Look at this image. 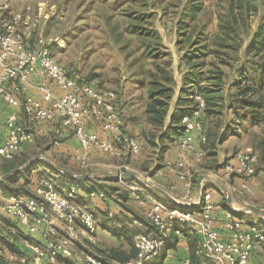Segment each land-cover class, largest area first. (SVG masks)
Listing matches in <instances>:
<instances>
[{"label":"built area","instance_id":"1","mask_svg":"<svg viewBox=\"0 0 264 264\" xmlns=\"http://www.w3.org/2000/svg\"><path fill=\"white\" fill-rule=\"evenodd\" d=\"M8 7V1L0 2V98L12 110L5 120L7 135L2 139L0 134V158L13 159L23 144L34 141L33 132L19 119L20 109L31 123L59 119L64 126L73 129L78 140L74 160L79 168L89 169L94 164V151L121 159L115 165L116 172H119L116 176L118 181L140 206L147 205L145 216L153 232L137 233L134 240L137 255L127 261L113 260L112 264H157L155 261L159 259L164 245L169 243V237L173 234L182 236L185 230L198 236L200 243L196 255L206 264H248L255 249L264 245V227L259 223H245L235 211L226 209L222 218L226 230L223 236L215 227L213 217L216 188L206 183L200 200L196 198L197 165L206 154L200 145L207 139L201 120L206 106L203 96L195 94L197 106L184 113L181 119L184 134L178 144L184 156L178 160H165L156 171L157 175L176 171L178 181L186 190L184 200H176L178 204L169 205L157 199L145 184L124 176L125 172H131L129 162L141 153L143 145L139 138L125 132L116 105V92L97 90L72 76L52 57V41L39 37L33 45L28 44L19 29L23 15L14 13L9 20L3 19ZM26 8L31 9V5ZM35 77H40V80L35 81ZM29 89L38 91L39 96L29 93ZM90 124L97 125L99 133L92 131ZM187 154H191L193 159L186 158ZM258 165V153L252 146H245L235 152L233 163L226 165L221 179L230 181L234 176L256 175ZM178 186L172 183L169 189L175 190ZM242 186L248 188L246 182ZM79 191L77 185L66 192L59 191L57 181L49 175L39 178L35 195H20L0 188V230L6 215L16 218L31 233L43 226L46 244L27 241L32 264L54 262L59 257L104 264L100 253L76 251L72 239L60 235L49 218V211H52L63 223L71 226L80 224L87 241L95 244L98 223L94 212L76 200ZM97 194L103 198L107 196L105 192L91 191L92 196ZM190 204H197L198 207L190 208ZM109 216L115 225V212L110 211ZM134 222L142 224L137 218ZM9 257L14 261L18 259L13 254ZM180 264H192V259L187 257Z\"/></svg>","mask_w":264,"mask_h":264},{"label":"rangeland","instance_id":"2","mask_svg":"<svg viewBox=\"0 0 264 264\" xmlns=\"http://www.w3.org/2000/svg\"><path fill=\"white\" fill-rule=\"evenodd\" d=\"M6 1H8L9 7L7 13L3 14V19L9 20L14 13H21L23 15V21L19 24V29L24 33L28 44L33 45L39 37H44L47 41H52L50 44L52 57L55 61L68 68L75 78L90 83L103 91L113 90L118 93V104L125 129L130 135L138 137L143 147H145V153L139 160H133L132 163L129 162L130 171L139 175L141 179L152 183H154V176H156V172H152L153 169L162 166L166 157L171 158L172 151L174 154L177 146L179 148V141L177 139L170 142L169 140L165 141L168 145L165 149L167 153L165 157V152L160 151V145H163V143L157 138L154 142L148 140L151 126L147 122L145 113L147 89L142 87L141 77L142 72H148L150 69L156 70V68L151 65L150 61L152 60L145 55L147 48H152V50H156L159 54L167 55L165 58H161V61H167L173 75L174 93L169 111L173 109V105L175 104L174 98L177 94L178 85L184 87V89H181V93L183 92L182 95L180 94L181 97L185 94L186 89L194 85V80L197 79V75L195 74L196 68H199V71H202L206 76L210 75L213 69L220 68L224 70L226 72L224 81L228 85L231 81L235 80L239 67H247L249 71L250 67L255 65V62H258V70H260L264 64V59L261 60L257 56L249 58L252 61L247 59L248 57L245 54L251 38L249 35L242 34L240 40L234 42L236 45L241 43L235 51L215 45V35L219 22H221L222 17L227 12V0H200L202 1L203 8L197 16V19L195 21L187 20L196 26L207 25V30L210 31L209 41L203 40V45H205L203 51L206 54H201V58L194 59L191 64L185 62L184 57L185 55H190L188 53H191L190 50L193 44L189 42L182 43L180 40L182 36L178 33L180 29L178 28L179 25L185 24L186 16L184 11L186 6L188 7L190 0ZM143 1H147L148 3L147 9L145 10L143 8L146 12L141 10L144 4ZM130 4L139 7V16H147L145 22L148 27L157 31L158 38H140L126 30L130 19L125 15V9ZM27 5H31V9H27ZM263 20L264 8L259 6V12L249 16L248 23H245V25H249V27L255 29ZM217 48L222 51H229V54L221 52L220 58L219 55L213 53L215 52L214 49ZM224 61H227V63ZM192 64H196V66L194 67ZM189 73L194 75L189 76ZM253 77L251 75L250 79H253ZM210 81L214 80L206 79L203 84L208 85ZM218 95L214 97L216 100L213 99V102L217 103L218 106H215L211 111L218 110L219 112L211 117H207L206 124H203L207 139L206 142H202L200 145L206 154L202 162L197 165V169L199 175L208 174L214 180L225 183L231 182L235 177H232L230 181H223L221 179L226 165L233 163L235 152L245 146L256 148L259 139L264 137V108L259 109L258 119L261 120H258L256 124H252L248 116L241 119L240 116H237L226 108L229 99L225 97L223 91ZM194 96V94L193 96L190 95L193 98ZM179 97L175 105H178ZM175 110L181 109L175 108ZM239 112L242 114L245 111L239 109ZM61 143L62 141L59 140L54 142V139L48 140L42 136H35V141L30 143L26 148V155L22 154L19 160L23 158H29L30 160L37 155H42L44 157L43 159L36 160L40 163V171H42V174L53 177L58 182L65 174L59 173L58 171V173H55L52 170L53 167L45 159H49L59 165L64 163L66 167H73L67 160L61 159V157L56 158V152L53 150L50 151ZM192 157L191 154L186 155L188 159H193ZM175 158V155H173V159ZM98 159L100 161L95 160L92 155L94 164L89 169L82 170L78 168L79 171L77 169L74 172L80 174L116 171L115 166H110L109 164L117 165L120 163V161L104 154H99ZM2 163L0 161V164ZM23 181L24 179L21 178L14 185L17 186L16 192L18 190L21 195L26 194V191L21 185ZM76 183L72 186L78 185ZM105 185H109L105 194L113 202L114 200L110 198L113 194L112 192L119 190L123 194L127 193L124 185L116 179H111ZM100 187L99 184L96 185V189ZM102 188L105 189L106 187L102 186ZM125 204L130 207L133 215L137 213L141 214L139 210H136V204L134 205L132 201H125ZM110 208L112 210H107L106 212V217L109 219V212L118 210L117 207L112 208L111 205ZM256 219H259L257 223L264 227V218L259 216ZM117 226V222L116 225H112L111 223V227L115 230ZM81 240V242H76L73 245L76 251H88L97 254L100 253L101 249H107L112 247L111 245H118L120 243L119 238L114 236L113 232L109 229H106L105 232H97L95 244H91L87 239ZM168 246V243L164 245L159 257L160 260ZM46 264L91 263L86 260L77 262L61 259L59 262L57 260L54 262L46 261Z\"/></svg>","mask_w":264,"mask_h":264},{"label":"trees","instance_id":"3","mask_svg":"<svg viewBox=\"0 0 264 264\" xmlns=\"http://www.w3.org/2000/svg\"><path fill=\"white\" fill-rule=\"evenodd\" d=\"M259 6H261V8L262 7L264 8V0H227V12L226 15L222 17L221 22H219L217 33L215 35V42H216L215 45L235 51L239 48L241 43L236 45L234 44V42L239 41L242 34L249 35L251 38L247 45L246 54H245L248 57L247 59L252 61V59L249 58L253 56L255 57L257 56L261 58V60L264 59V20L260 22L255 29H252V27H249V25L248 26L245 25V23H248L249 16L259 12ZM147 7H148V3L147 1H145L143 6L141 7V10L143 12H146L143 10V8H145L146 10ZM202 8H203L202 1L190 0L188 7L186 6L184 11L185 12L184 14L186 16L185 24L184 23L180 24L178 27L180 28L178 33L182 36V38H180L181 42L182 43L189 42L193 44L192 49L190 50L191 53L190 52L188 53L190 55H185L184 57L185 62L189 64H191V62H193L194 59L201 58V54L202 55L206 54L203 51L205 48V45H203V40L209 41L210 39V31L207 30V25L196 26L193 23L192 24L190 23V21H195L197 19V16L202 11ZM139 10H140L139 7H137L134 4H130L129 6L126 7L125 15L130 19L129 25L126 27V30L129 33L135 34L140 38H146V39L149 37L158 38L157 31L148 27L147 23L145 22L147 20V16L138 15ZM5 13H7V11ZM229 41H231V43H229ZM214 50L215 52L213 53L219 55L220 58H221L220 55L221 52H226L224 54H229L228 53L229 51H222L218 48ZM145 55H147L148 58L152 60L150 61L151 65L155 66L156 68V70L150 69L148 72H142V77H141L142 87H145L147 89V105H146L145 113L147 117V122L151 126L150 136H148V140L154 142V140L157 138L161 143H163V145H160V149H161L160 151L165 152L166 146H168L165 143V141L169 140L170 142V141H174L175 139L179 141V139L184 134V126L180 123L184 113L179 114L178 112H174L172 114V122L167 124L166 120L169 115L170 103L174 93L173 75L169 67V64L167 63V61L165 62L161 61V58H165L167 55L159 54V52H157L156 50H152V48H147V50L145 51ZM224 62L227 63V61ZM255 63H256L255 65L250 67L249 71L247 70V67H239L238 72L236 73L235 76V80L231 81L228 85L224 81V78L226 76L225 74L226 72H224V70L220 68L213 69L211 71V74L206 76L202 73V71H199L200 70L199 68H196L195 74L197 75L196 77L197 79L194 80V85L186 89L185 94L180 98L178 103L179 109L188 112L191 111L197 106V102L194 100L193 97H190V95L191 96H193V94L202 95L205 101L207 102V105L202 110L201 120L203 124H206L207 117H211L219 112L218 110L211 111L215 106H218L217 103L213 102V99L216 100V98L214 97L219 96L218 94L223 91L225 93V97L229 99V102L226 106L228 110L232 111L237 116H240L241 119L248 116L252 124L258 123L257 121L261 120L258 119L259 109L264 108V64L262 65L261 69L258 70L259 68L258 62ZM192 65L194 67L196 66V64H192ZM66 69L73 76L72 72L68 68ZM190 74L191 73H189L188 75L189 76L194 75V74L191 75ZM251 75L254 76L253 79H250ZM206 79H213L214 81H210V84L204 85L203 82ZM93 87L97 90L103 91L102 89H99L95 86ZM116 94H117L116 105L121 115V111L118 104L119 96L117 92ZM235 108L236 110H234ZM239 109L245 112L240 114ZM247 113L249 114L245 115ZM121 118H123L122 115ZM43 122L50 123L53 127L52 134H50L49 137H44L45 139L48 140L54 139V142H56L58 140L60 141V139L62 138V136H64V134L72 133L74 135L73 129L68 126H64L61 120L59 119L52 121H41L37 123H31L27 121L24 124L25 126L29 127L30 130L33 132L34 141L37 132L36 131L37 125ZM123 126H124V122H123ZM124 130L126 133H128L127 130L125 129V126H124ZM128 134L130 135V133ZM29 144L30 143L23 144L13 159L0 158V161L3 162L2 164H0V169H1L0 174L7 173L29 160V158H23L19 160V158L22 157V154L26 155L25 154L26 148ZM144 148L145 147H143L141 153L138 156L134 157L130 161L131 163L133 162V160L134 161L139 160L144 155L145 153ZM254 149L258 153L260 159L257 169L258 172L260 170H264V137L259 139L258 144H256V148L254 147ZM99 153L104 154L102 152ZM112 158L121 161V159L119 158H114V157ZM39 165H40L39 161H35L23 171L11 175L10 177L0 181V188L19 194L18 190L16 192L17 186L14 185L21 178H23L24 181L22 182L21 185L26 191L25 196L35 195V189L38 184V180L41 176L45 175L42 174V171H40ZM61 165L63 167H66V164L64 163H62ZM75 165H72L73 167L71 168L70 167H66V168L72 170L73 172L74 171L76 172L79 167ZM52 170H54L55 173H58L55 169L52 168ZM82 170H87V169H82ZM157 170L158 167H155L152 172L154 173ZM35 173L38 176H35L34 175ZM64 179L65 181L68 182V184L71 185L66 188L67 190L77 182L76 180L72 179L67 175H64ZM103 179L117 180V177L109 175V176L97 177L94 179H83V180H79V182L80 184H87ZM57 188L61 192H66L59 186H57ZM112 193H113L112 195H115L116 192H112ZM114 198L123 208L128 210L131 209L127 204H125V201L127 202L132 201L135 204L139 205L136 201L132 199V197L129 195L128 192L125 194H123L122 192L121 193L118 192V194L116 193ZM239 215L242 214L240 213ZM135 216H139L140 218L144 219V216L141 214L137 213ZM21 225L22 224L16 218H13L8 215L5 216L3 227L0 230V264H32L31 262L32 254L30 253V249L27 247V244H25L24 246V244L20 241V239H25L27 241L28 240L31 241V239H29V236H26L20 230ZM129 233L130 232H128V235H126L127 245L125 246V248H121V246L119 247L113 246L107 249L100 250V254H102L103 257L102 259L104 264H112L113 260L127 261L137 255V249L135 248L134 242L132 240V234ZM11 254L17 256L18 258L17 261H14L9 257V255ZM22 259H25V261L22 262L21 261ZM62 259L73 261L72 259H68V258H62ZM193 260L194 259H192V261Z\"/></svg>","mask_w":264,"mask_h":264},{"label":"crops","instance_id":"4","mask_svg":"<svg viewBox=\"0 0 264 264\" xmlns=\"http://www.w3.org/2000/svg\"><path fill=\"white\" fill-rule=\"evenodd\" d=\"M35 81H39L40 77H35ZM12 84L9 83V87H11ZM181 89H184L182 85H178V90L177 94L174 98V102L176 104L177 98L181 93ZM29 93L39 96L38 91L34 89H29ZM181 95L179 98H181ZM173 105V109L169 111V115L167 117V124L172 122V113L178 112L179 114L185 113L186 111L183 110H175L177 109L178 105ZM179 108V106H178ZM12 110V107L6 103L2 98H0V134L1 138L4 139L7 135V129L5 125V120L6 117L9 113V111ZM175 110V111H174ZM19 119L22 123H26V117L24 115V112L22 109L19 110ZM181 122V121H180ZM89 128L94 131L99 133V127L94 124H90ZM36 136H42V137H49L50 134H52L53 127L50 123H40L37 125L36 128ZM62 141L61 144L58 146H55V148L51 149L50 151L56 152V158L61 157V159H65L69 162L70 165H75V160H74V151L78 145V140L72 133H67L62 136L60 139ZM101 154L98 151L93 152V156L95 160L100 161L98 159V155ZM173 155H175V159H173ZM167 156V153L165 152V157ZM184 155L180 151V149L177 146V150L171 153V158L166 157L165 160L167 159H172V160H178L182 158ZM165 162V161H164ZM163 162V163H164ZM100 163V162H99ZM99 165V164H97ZM110 166H115L116 164H109ZM107 165V166H109ZM35 176H38L36 173L34 174ZM155 180L154 184L166 191L171 195V197H166L164 194H162L159 191L153 190L149 186H147L149 189L152 190L154 196L159 199L163 200L169 205H176L178 204L176 200H184L186 196V190L182 186L181 182L178 181L177 178V173L176 171H167L164 175H157L155 174ZM201 175V174H200ZM196 178V185H195V191H196V186H197V181L199 176ZM103 177V176H101ZM116 177V176H115ZM263 179H264V170H260L256 173V175L250 176V177H238L235 176L231 182H223L231 191L232 194V202L235 206L241 207L244 204H252V205H257V206H263L264 207V186H263ZM136 180V179H134ZM108 181L111 180H97L96 182L93 183H87V184H82L79 185L80 182L77 181L76 184L77 186L80 187V191L78 193V197L76 200L84 205H86L90 210H92L95 214L97 223H98V232H105L106 229H109L113 232L114 236L118 237L120 240V243L118 245H111L112 247H119L125 248L126 244V235L132 234V240L134 242L135 236L137 235L136 233L140 232H146V233H152L153 228L146 219L145 216V209L147 208V205L142 207L139 205H135L134 202H132L135 205L136 210H139L141 214L145 217L140 218L139 216H135L131 213V210L123 208L114 198L116 193L118 192L121 193V191H116L115 195H111L110 198L114 200L111 201L109 199V196H106L105 198L101 197L99 194L92 196L91 191L96 190L97 193L100 192H106L107 187L109 185L107 184ZM118 181V178H117ZM59 184L57 186L61 187L63 190L67 191V187L71 186L68 184L67 181H65L64 177H61L58 180ZM57 182V183H58ZM119 182V181H118ZM222 182V181H221ZM246 182L248 185V188H243L242 184ZM172 183H177L179 184L178 188L175 190H170L169 186ZM206 183H209L208 181L203 182V185ZM99 184L101 187L99 189H96V185ZM211 184V183H209ZM74 185V184H73ZM202 185V186H203ZM102 186H105L106 188L103 189ZM95 187V188H93ZM196 198H197V192H196ZM214 202H215V208L213 211V217L215 220V227L221 232V234L224 236L226 234V230L224 228L222 218L224 211L226 210V198L225 194L221 192L220 190L216 189L215 194H214ZM117 202V204H116ZM102 204V205H101ZM150 202H148V205ZM110 205L112 208L117 207V211L115 210L116 214V222L118 223V226L116 227V230L111 227V220L106 217V212L107 210H112L110 208ZM197 205V204H196ZM196 205H188L190 208L192 207H198ZM110 208V209H109ZM238 215L240 213H237ZM242 215H239L245 223H257L260 215L255 214V213H241ZM261 217V216H260ZM49 218L55 223L56 228L59 231L60 235L63 236H68L72 239L73 245L76 242H81V239H86L85 238V233L83 230V227L80 224H76L74 226L68 225L66 223H63L60 219L57 218L56 214L52 211H49ZM111 218V217H110ZM137 218L141 221L142 224H135L134 219ZM264 218V217H262ZM114 225V224H112ZM116 225V224H115ZM20 230L26 235L29 236V239H31V242H36L39 244H46V240L43 235V226L41 225L39 230L31 233L28 231V228L24 225L20 226ZM20 241L24 244H27V240L25 239H20ZM29 241V240H28ZM200 240L197 235L190 233L188 231H184L182 236H177L175 234L171 235V238H169V243L168 247L160 260V258L155 261L158 262L157 264H180L185 258L187 257H192L194 259L192 263L194 264H206L201 258H199L196 255V248L199 245ZM83 244V243H82ZM194 256V258H193ZM62 258L64 257H59L57 259V262H59ZM163 260V261H162ZM248 264H264V245L260 248L255 249V251L252 253L251 258L249 260Z\"/></svg>","mask_w":264,"mask_h":264},{"label":"water","instance_id":"5","mask_svg":"<svg viewBox=\"0 0 264 264\" xmlns=\"http://www.w3.org/2000/svg\"><path fill=\"white\" fill-rule=\"evenodd\" d=\"M44 157L42 155H37L33 158H31L30 160H28L25 164H23L20 167H17L7 173L1 174L0 175V181L10 177L11 175L17 174L21 171H23L24 169H26L27 167H29L33 162H35L38 159H43ZM45 161L51 166L53 167L56 171H58L59 173L65 174L69 177H71L72 179L79 181V180H83V179H94L97 177H101V176H117L119 174V172L116 171H100V172H87V173H80L77 174L75 172H73L72 170L63 167L62 165H59L49 159H45ZM124 176L132 178V179H136L138 181H141V183L149 186L150 188H152L153 190L159 191L162 194H164L166 197H171V195L168 193V191L156 186L154 183L147 181V180H143L139 177V175L133 173V172H125ZM208 181L209 183H211L216 189L220 190L221 192H223L225 194V198H226V209H230L235 211L236 213H255L260 215L261 217H264V207L263 206H257V205H252V204H244L241 207H237L233 204L232 202V194L230 189L221 181H216L214 180L210 175L208 174H201L198 178L197 181V186H196V192H197V199L198 201L201 198V194H202V189H203V182Z\"/></svg>","mask_w":264,"mask_h":264}]
</instances>
